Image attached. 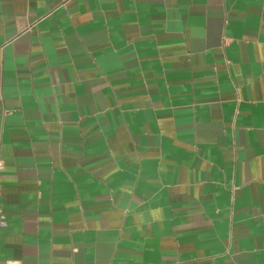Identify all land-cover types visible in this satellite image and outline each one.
<instances>
[{
  "label": "crops",
  "instance_id": "1",
  "mask_svg": "<svg viewBox=\"0 0 264 264\" xmlns=\"http://www.w3.org/2000/svg\"><path fill=\"white\" fill-rule=\"evenodd\" d=\"M0 264H264V0H0Z\"/></svg>",
  "mask_w": 264,
  "mask_h": 264
},
{
  "label": "built area",
  "instance_id": "2",
  "mask_svg": "<svg viewBox=\"0 0 264 264\" xmlns=\"http://www.w3.org/2000/svg\"><path fill=\"white\" fill-rule=\"evenodd\" d=\"M2 167H3V165H2V163L0 162V171L2 170ZM0 189H1V183H0ZM6 226H7V223H6L5 217H4L3 213H2V210H1V208H0V232H1L3 229H5Z\"/></svg>",
  "mask_w": 264,
  "mask_h": 264
}]
</instances>
